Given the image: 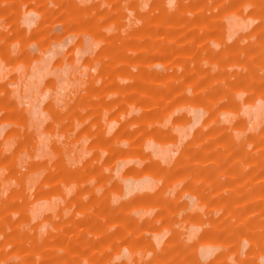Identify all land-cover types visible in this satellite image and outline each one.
I'll use <instances>...</instances> for the list:
<instances>
[{"label": "rangeland", "instance_id": "rangeland-1", "mask_svg": "<svg viewBox=\"0 0 264 264\" xmlns=\"http://www.w3.org/2000/svg\"><path fill=\"white\" fill-rule=\"evenodd\" d=\"M0 264H264V0H0Z\"/></svg>", "mask_w": 264, "mask_h": 264}, {"label": "crops", "instance_id": "crops-1", "mask_svg": "<svg viewBox=\"0 0 264 264\" xmlns=\"http://www.w3.org/2000/svg\"><path fill=\"white\" fill-rule=\"evenodd\" d=\"M149 185H150V181L145 182L144 184H141L139 187H141V188H148Z\"/></svg>", "mask_w": 264, "mask_h": 264}]
</instances>
